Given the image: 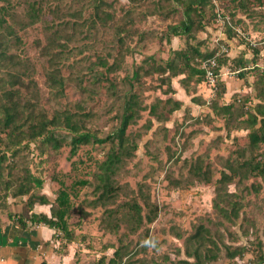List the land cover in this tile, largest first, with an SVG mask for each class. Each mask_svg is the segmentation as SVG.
I'll list each match as a JSON object with an SVG mask.
<instances>
[{
	"label": "trees",
	"instance_id": "16d2710c",
	"mask_svg": "<svg viewBox=\"0 0 264 264\" xmlns=\"http://www.w3.org/2000/svg\"><path fill=\"white\" fill-rule=\"evenodd\" d=\"M117 1L0 0V182L6 180L3 192L0 191V211L1 208L8 210L6 201L9 198L16 200L17 204L22 203L27 213L7 211L8 219L23 231L40 225L54 230L53 239L62 246L58 251L68 254L69 246L85 240V236L80 235L81 231L77 233L86 214L84 209L78 208L73 224L69 219L74 207L73 200L79 197L77 189L91 182L80 180L67 188L60 181L61 185L52 200L42 192L43 181L27 169L13 175L16 164L8 163L9 159L16 160L29 151L31 144L41 154L48 149L57 151L68 144L71 146V156H75L82 146L109 143L107 157L98 164V172L94 175L96 185L93 194L97 197L88 205L94 208L100 205L104 209L102 223L109 231L117 232L121 224L130 227L132 233L143 230L144 235L138 244L144 245L138 250L127 242H121V239L118 247L106 244L102 249L104 252L113 249V256L107 264H214L222 259H226L228 264H237V260H245L248 254L252 256L253 264H264V241L260 238V231L255 225L256 217L247 200L249 196L261 193L264 182V68L259 64L262 56L259 47L250 48L253 52L251 64L245 63V52L233 58L234 69L239 71L237 77L245 80V84L255 93L257 102L251 105L252 97L233 95L230 103L219 104L226 93L225 86H221L217 98L210 105L214 113L223 115L227 129L246 131L245 135L232 138L233 144L244 146V149L233 150L240 159L234 160L230 156L225 169L215 181L209 162L202 157L184 161L188 167L187 182L214 187L212 208L215 219L208 218L192 233H182L177 227H171L170 231L182 243L174 251L175 259L169 254H163L159 261L151 257L137 259L149 247L160 248V243L152 238L148 228L156 221L159 206L142 191L140 196L118 204L120 187L116 176L124 164L135 157L139 147L136 142L139 133L133 127L147 108L143 101L144 78L161 76L162 84L168 82V88L163 90L166 95L173 93L172 80L179 78L186 95L197 101L194 97L196 88L205 86L202 62L213 57L217 50L203 52L200 43L193 44L191 41L195 40L197 33L216 21L217 1L129 0L122 9L128 18L117 27L114 49L105 54L96 52L86 68L87 72L76 70V64L68 63L76 49L71 44L81 36L90 38L97 24L109 25L115 19L113 9ZM170 1L172 6L166 8L163 2ZM219 1L225 3L222 10L237 26L243 23L238 19V13L251 20L254 14L252 10L264 12V0ZM151 5L154 7L150 9ZM136 9L145 15L142 18L151 15L166 19L180 16L177 23L167 27L162 40L171 45L173 38H181L185 47L179 50L170 48L166 59L157 60L151 56L143 64L135 65L131 74L120 78L125 58L130 53L126 39L138 32L132 30L135 19L129 18ZM83 11L92 13L90 20L81 21ZM29 31H35L36 38H27ZM226 35L229 41L241 39L229 28ZM29 47L39 50V56L43 59L39 68L49 88L53 106L41 102L36 80L38 70L26 53ZM228 61L226 56L219 60L222 65ZM250 77L254 78L252 83L249 82ZM73 85L77 93L73 106H69L67 98ZM200 103L204 105V102ZM103 104H107V112L114 111L112 120L116 126L111 134L99 138L88 130L86 123L97 114L94 110L102 108ZM184 105L171 97L165 98L159 101L158 107H151L149 114L157 120H165L164 110L173 114ZM151 123L148 122L147 129ZM61 130L67 133L69 141L61 136ZM247 151L248 157L245 156ZM167 178L170 186L180 185L174 177L167 175ZM232 183L242 186L240 193L228 189ZM37 205L49 207V214L35 213ZM236 228L244 236L253 235L254 241H250L249 245L234 246L233 241L239 242ZM94 264H106V261L103 257Z\"/></svg>",
	"mask_w": 264,
	"mask_h": 264
},
{
	"label": "rangeland",
	"instance_id": "374dc122",
	"mask_svg": "<svg viewBox=\"0 0 264 264\" xmlns=\"http://www.w3.org/2000/svg\"><path fill=\"white\" fill-rule=\"evenodd\" d=\"M216 1V11L218 9L222 10L225 3L219 0ZM128 3L129 0L115 2V8L113 9L115 19L109 22V25L97 24L92 30L90 38L81 36L71 44L76 49L74 56L68 61L70 65L76 64V70L87 72L86 68L96 52L105 54L106 51L114 49L118 37L117 27L127 21L128 18L122 10ZM163 5L168 8L172 6V2H163ZM152 7L154 6L151 5L150 9ZM252 11L254 14L251 20L238 13V19L243 21L239 25L257 44L256 47L262 49L259 64L264 68V12L260 9ZM91 15L92 13L83 11L81 21L90 20ZM143 16L145 15H142V11L136 9L129 17L135 19L132 30L136 29L138 32L131 38L126 39V45L129 47L130 53L125 58L123 69L119 73L120 78L126 74H131L135 65L143 64V61L151 56H154L157 60L166 59L170 48L179 50L185 47L184 40L181 38H173L171 45L166 43L164 39L162 40L164 31L169 25L177 23L180 16H171L169 19L158 15L142 18ZM221 27L224 28L217 21H214L206 30L197 33L195 40L191 42L193 44L200 43L201 51L210 52L218 50L216 43L220 39L221 44L227 43L229 46L231 57L238 58L241 52L250 54L247 60L245 58L247 61L245 63L251 64L253 52L244 43L245 41L241 39L229 41L226 35L228 28L224 30V35ZM26 35L30 39L36 38L35 31H29ZM141 36L143 38L140 41ZM241 46L242 48L239 50ZM26 53L38 70L36 80L40 90L41 102L53 106L54 104L50 100L49 88L41 74V68H39L41 62H43V59L39 56V50L29 47L26 48ZM229 60L233 62L232 58H229ZM160 77L154 75L153 77L144 78L143 101L147 108L142 113L141 120L133 127V130L139 133L136 139L139 147L135 157L128 160L116 176L117 184L120 187L118 204L140 196L142 191L143 194L150 197L152 202L159 206L158 217L148 228L151 231L152 238L160 243V248L149 247L146 252H142L137 256V259L141 257L149 259L151 257V259L158 261L163 254H169L172 259H175L174 251L182 244L170 231L171 227H177L182 233H192L199 224L206 223L208 218L215 219V211L212 208V201L215 196L214 187L205 186L198 182H187L188 167L184 164V161L202 157L209 162L210 173L215 181L219 178L221 171L225 169L226 160L230 156L234 160L240 159L238 153H234L233 150L235 148L244 149L242 145L236 146L233 144V136L246 134L245 130L227 129L223 115L216 114L211 110L210 105L217 98L218 93L210 104H207L205 101L208 102L206 97H208L209 91L203 85L198 86L194 96L197 101H193L192 97L187 96L181 87L179 78H176L172 80L173 93L166 95L163 90L168 88V82L165 81L162 84ZM253 80V77L249 78L250 83ZM221 86H225L226 93L219 104L230 103L233 95L252 97L249 102L251 105L257 102L254 98L255 93L245 84V80L237 77V75L227 76V81L220 83L218 92ZM76 93V87L71 86V93L67 98L69 106H73ZM169 97L183 102L185 107L173 114H168L164 110L165 120H157L152 117L149 114V109L158 107L160 100ZM201 101L204 102V105L200 103ZM106 107L107 104H103L100 109L97 107L94 110L97 114L86 123L88 130L99 138H105L111 134L116 126V122L112 120L114 111L107 112ZM149 121L152 123L150 128L147 129L146 126ZM60 133L61 136L66 137L67 141L70 140L64 130H61ZM262 148L264 149V146ZM109 149V143L92 144L80 147L77 155L71 156V146L68 144L57 151L48 149L44 154H41L37 147L31 144L29 151L22 153L16 160L9 159L8 162L16 164L13 175H18L21 171L27 169L34 177L41 179L43 181L42 192L52 200H54L55 194L61 185L60 181L67 188L80 180L91 182L90 185L79 187L77 189L79 197L73 200L74 207L70 213V223H74V216L78 214L79 207H82L86 214L81 228L77 230V233L81 231L82 234L80 235H84L85 240L70 246L75 253L72 264H94L103 257L107 264L113 256V249H108L106 252L102 249L106 244L118 247L120 245L119 239L123 243H129L132 248L137 247L138 250L143 248L144 245L138 244V241L144 235L143 230L132 233L130 227L121 224L117 232L109 231L102 223L104 209L100 205L96 208L88 205L90 201L97 197L93 194L96 185L94 175L98 172V164L106 159ZM245 156H249L248 151ZM167 175L174 177L176 181L180 182V185L170 186ZM5 181L0 182L1 192H3L6 185ZM241 187L240 185L236 186V183H232L228 189L231 192L237 191L240 193ZM11 200L12 198H9L6 201L8 206H10ZM247 200L252 207L253 215L256 217L255 225L260 231V238L264 241V182L261 193L258 196L251 195ZM49 209L47 207V210L38 209L37 211L38 213L40 211V213H45L46 211L49 214ZM7 211L9 210L1 208L0 215L4 219H8ZM22 212L27 213L24 206ZM71 226L73 227V225ZM236 231H238L239 242L233 241L234 246L249 245L250 241H254L253 235L244 236L238 228H236ZM61 247L59 246V248ZM252 259V256L248 254L245 260H237V264H253L254 260L252 261ZM214 264H228V261L222 259V261Z\"/></svg>",
	"mask_w": 264,
	"mask_h": 264
},
{
	"label": "crops",
	"instance_id": "0c3cea01",
	"mask_svg": "<svg viewBox=\"0 0 264 264\" xmlns=\"http://www.w3.org/2000/svg\"><path fill=\"white\" fill-rule=\"evenodd\" d=\"M241 48L242 46L239 50ZM249 55H245L246 60ZM226 81L227 77H223L221 82ZM9 205V212H22L24 206L22 203L17 204L14 199ZM38 209L47 210V207L37 205L34 212L38 213ZM0 218L2 221L0 224V264H72L75 253L70 246L68 254L58 251L60 242L53 239L54 230L40 225L23 231L10 220L4 219L1 215Z\"/></svg>",
	"mask_w": 264,
	"mask_h": 264
},
{
	"label": "built area",
	"instance_id": "2783aa9c",
	"mask_svg": "<svg viewBox=\"0 0 264 264\" xmlns=\"http://www.w3.org/2000/svg\"><path fill=\"white\" fill-rule=\"evenodd\" d=\"M216 21L221 24L223 27L222 33L225 35L224 30L229 28L232 29L237 36H239L244 43L248 45L249 48H256L257 44L252 41L250 35L245 32L241 26L233 24L231 17L226 14L223 10L218 9L216 11ZM226 27V28H225ZM221 33V34H222ZM218 50L215 55L204 62H202V69L204 70V85L209 91L207 98V104H210L211 100L215 98L219 90V84L222 81L223 77L236 76L238 75V70H235V64L231 61H228L226 65L220 64V58L226 56L231 58L230 48L227 44H221L220 39L217 40Z\"/></svg>",
	"mask_w": 264,
	"mask_h": 264
}]
</instances>
